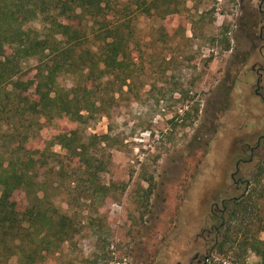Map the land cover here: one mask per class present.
Masks as SVG:
<instances>
[{"label":"rangeland","instance_id":"obj_1","mask_svg":"<svg viewBox=\"0 0 264 264\" xmlns=\"http://www.w3.org/2000/svg\"><path fill=\"white\" fill-rule=\"evenodd\" d=\"M126 2L112 0L118 10ZM177 3L165 18L133 12L134 81L78 134L83 144L108 135L98 154L107 161L101 180L110 194L80 202L51 198L77 231L46 264L205 263L211 204L242 194L244 186L229 175L238 158H248L245 140L264 134V104L254 94L264 98V72L252 70L264 65V0ZM72 81L58 77L65 88ZM69 129L61 119L46 122L36 147ZM51 151L65 153L57 144ZM236 178L251 181L249 188L260 178L264 188V148L252 164L239 166Z\"/></svg>","mask_w":264,"mask_h":264},{"label":"trees","instance_id":"obj_2","mask_svg":"<svg viewBox=\"0 0 264 264\" xmlns=\"http://www.w3.org/2000/svg\"><path fill=\"white\" fill-rule=\"evenodd\" d=\"M177 4L127 0L118 10L112 0H0V264H46L75 235L76 223L54 207L53 196L108 197L111 189L101 180L107 161L98 150L105 151L99 145L109 137L83 144L79 127L134 81L133 12L165 18ZM33 22L40 27H30ZM61 75L72 78L70 88L58 83ZM52 119L67 122L69 131L36 147ZM53 144L65 153L52 152ZM224 208L225 216H212L215 239L199 264H264L260 178Z\"/></svg>","mask_w":264,"mask_h":264},{"label":"flooded vegetation","instance_id":"obj_3","mask_svg":"<svg viewBox=\"0 0 264 264\" xmlns=\"http://www.w3.org/2000/svg\"><path fill=\"white\" fill-rule=\"evenodd\" d=\"M259 40L264 41L263 27H261V29L259 31ZM263 50H264V46L262 45L261 48L259 49V51L262 52ZM263 61H264V55H263ZM252 70L255 71V73L258 74L259 77H261L262 73L264 72V65H263V67H257V68L253 67ZM259 82H260V79L257 80V83H259ZM254 94L264 104V98L262 97V95L259 93V91L257 89L255 90ZM251 141L245 140V142H244L245 148L243 147V153H247L248 158L247 159H243L242 157L238 158L234 163V171L232 173H230V175H229V179L231 180L232 184H234L235 186H241V185L244 186L242 194H240L238 197L223 199L220 201L219 205H217L216 203L211 204L210 214L208 216V221H209V223H211V226L207 232H208L209 236H213V239H215V235L212 234V231L216 230V228H214L215 227L214 224L216 223V220L215 219L213 220L212 216L213 217L216 216V217H220V218L225 216V208H224L225 204H228L232 200L238 199L239 197L244 195L249 189V185H250L251 181H249L248 179L243 180L241 178H236V175L238 174L240 165L252 164L257 153L262 151V149L264 148V134L260 133L256 138H252ZM210 241H211V239H210ZM204 260L206 263V261L208 260L207 256L205 257ZM189 264H193V262H190Z\"/></svg>","mask_w":264,"mask_h":264}]
</instances>
